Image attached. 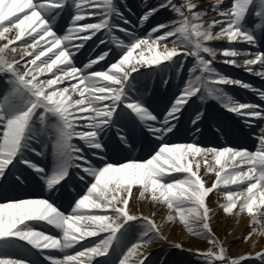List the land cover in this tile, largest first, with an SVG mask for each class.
<instances>
[{
    "label": "snow or ice",
    "instance_id": "obj_1",
    "mask_svg": "<svg viewBox=\"0 0 264 264\" xmlns=\"http://www.w3.org/2000/svg\"><path fill=\"white\" fill-rule=\"evenodd\" d=\"M200 2L145 0L141 12L127 0H0V264H170L152 259L154 243L198 264H264V249L230 257L211 228L217 211L246 213L244 239L264 236V105L227 90L264 102V88L216 66L264 80V0ZM162 10L171 18L155 21ZM228 114L255 150L231 142ZM204 125L225 143L203 138ZM137 144L146 158L131 155ZM49 150L51 169L37 161ZM37 187L39 197L17 194ZM134 187L210 247L168 242L155 213L134 210Z\"/></svg>",
    "mask_w": 264,
    "mask_h": 264
},
{
    "label": "rangeland",
    "instance_id": "obj_2",
    "mask_svg": "<svg viewBox=\"0 0 264 264\" xmlns=\"http://www.w3.org/2000/svg\"><path fill=\"white\" fill-rule=\"evenodd\" d=\"M177 3L182 2V0H176ZM229 2V0H226V4ZM117 3L119 4V0H117ZM128 5L133 9V11H137L138 8H143L145 0H127ZM148 3L151 4H156L157 0H148ZM214 3V0H201L200 2V7L205 8V7H211V5ZM126 15H132L130 13L126 12ZM215 14L212 12L208 13V16L205 17V19H211L213 18ZM135 15H132V19L135 20ZM171 18V14L169 12L163 11L161 12L160 15L155 17V21H161L163 22L165 19ZM154 21V22H155ZM147 28V26H146ZM62 35V32L60 33ZM122 35V34H121ZM95 40V38H93ZM215 46L217 47H227V42H214ZM94 46L92 42H89V45L85 47L83 50V56L81 57L82 62H87V54L90 51V48ZM236 47L240 49H247L248 46L243 45V44H237L235 45ZM104 46L101 45V48ZM264 50V49H262ZM99 51V49H97ZM251 51H255V49H251ZM79 55V54H78ZM95 57V53H93V58ZM222 59V57H220ZM103 63V62H100ZM79 66H82V63H80ZM221 71L227 72L231 76L235 78L242 79L245 82L252 83L255 87L257 88H264V80H261L258 77H255L247 72H245L242 68H234L228 65H223L222 63H217L216 65ZM75 83V82H73ZM2 86V85H0ZM149 86L152 88L154 86H157L155 82L149 81ZM158 94H163L164 89L161 88H156ZM229 93L233 96H235L237 99H240L242 102H254L258 103L261 105H264V102L259 101L258 98L253 95L251 92L245 89H239V88H228L227 89ZM215 104V102H214ZM217 108H219V105H216ZM221 112H223V109H220ZM228 123L232 126L233 129L236 130L238 133L237 137L234 139H231L232 143H239L243 144L250 150H255V145L256 141L253 139L251 131H249L246 128H243V125L240 123L239 119L234 117L232 114H228ZM187 127H191L190 123L187 125ZM204 137L206 139H212L215 140L218 143H225V140L220 139L219 135L214 132V129L211 127L204 125L202 126ZM241 129H243V133H246V135H239ZM255 131V129L253 130ZM116 139V138H115ZM149 139H151L149 137ZM139 154H142L143 151L138 152ZM147 157V154L145 158ZM53 164L51 162H47L45 166H47L49 169H51ZM201 175H203V171H201ZM205 180L211 181L214 179V175H210L207 177H204ZM41 196V195H40ZM39 197V196H38ZM150 201L147 200V203L149 204V207H147V210H151V203ZM218 203H223L222 198H218L216 196L211 197V206L213 208L217 207ZM144 206H138V211L142 213ZM62 211H65L67 214L70 211V207L65 203L62 208ZM144 212V211H143ZM246 214V213H245ZM245 214H241L239 217H231L230 219H227L228 215H226L223 211H217L211 219V228L215 236L223 243L225 246V240L226 238L233 236V233L229 231L231 224H234L235 227L238 229V224L241 221L245 220ZM250 218L245 222H247V225L249 224ZM162 222L165 223V228H164V234L167 237V241L172 242V243H178L179 239L182 241V246L184 249H192L193 251L199 249L201 251H206L210 245L207 243L206 240H201L199 238H194L193 241H189V239L186 237V230L182 227L181 225V230H184L181 236H179L178 232V222L174 223H168L166 220H163ZM157 223H161V221L157 220ZM172 225V226H171ZM250 231L249 227L246 230V234L243 236L242 240L237 242L233 247H230L228 251V255L232 258H238L240 255H247V254H252L256 251H260L264 249V239L257 236V234H253L249 240H245L244 237L248 235V232ZM54 234L55 236L59 237L60 233L56 230ZM240 232L238 233V235ZM163 244L161 243H154L151 245L149 251L152 253V259H156L159 256H166L170 264H198L197 259L194 255H192L188 251H184L183 253H177V249L173 248H165L162 251H159ZM57 256H62L61 254H57ZM158 264V262H157ZM256 264H259V261L256 262Z\"/></svg>",
    "mask_w": 264,
    "mask_h": 264
},
{
    "label": "bare ground",
    "instance_id": "obj_3",
    "mask_svg": "<svg viewBox=\"0 0 264 264\" xmlns=\"http://www.w3.org/2000/svg\"><path fill=\"white\" fill-rule=\"evenodd\" d=\"M137 8L141 12L144 10V7L143 8L137 7ZM60 23H63V21H60ZM17 43H19V42H17ZM41 78H45V77H41ZM72 82H75V81H72ZM152 82H154V81H152ZM64 86H68V85L65 84ZM152 88H157V86H154ZM115 144H116V139L113 137L112 145L115 146ZM120 147L123 148L122 145ZM140 151H143V153L139 154L138 152H140ZM146 154H147V150L141 144H137L135 150L132 151V153H131V155L133 157H136V156L145 157ZM121 155H128V153L125 151ZM114 158L115 159H120L121 156H115ZM37 161L39 163H42L43 165H45L47 162H51V164H53V160H52V156H51L50 150H49V155L45 159H43L41 161V160H39V158H37ZM17 194L18 195H29L30 194V195H34V196L38 197V196L41 195V192H40V189L37 187V188L26 189L24 192H20V193H17ZM133 194H134V199L130 200V203L133 205L134 210L138 211V206L139 205L140 206H144V208H143L144 212L142 211V214H144V215H152L153 213H155L154 219L156 220V222H157V220H159L161 222L163 220H166V216H167L166 207H164L162 205H159V204H153L150 201L149 203H151V210H147V207H149V204L147 203V200L142 199V198L139 197V192L137 191L136 187H134V189H133ZM139 213H141V212H139ZM230 218H231L230 216L227 217V219H230ZM246 219L247 220L249 219L247 214H245V220L239 222V224L237 225L238 229L235 227L234 224H231L229 231H231V233H233V236H230V237L226 238V240H225V247L227 248V250L230 247H233L237 242L241 241L243 236L246 234L245 232L248 229L247 222H245ZM37 230H43V229L38 228ZM46 230H47V232L49 234H53V235L56 234L55 233L56 230L52 229L51 226H46ZM177 230L179 232V236H181L182 233L184 232V230H181V225L180 224L178 225V229ZM239 232H240V234L238 235ZM257 236H259V237L264 239V236H261V235H257ZM186 237L189 239L190 242L193 241L194 238H196V237L188 234L187 232H186ZM90 239H95V238H90ZM178 243L183 244L180 239H179ZM165 248H167L165 245H163L161 247V249H165ZM161 249H159L158 252L161 251ZM177 253H180V251H177ZM55 254L57 255V254H60V253H55Z\"/></svg>",
    "mask_w": 264,
    "mask_h": 264
}]
</instances>
